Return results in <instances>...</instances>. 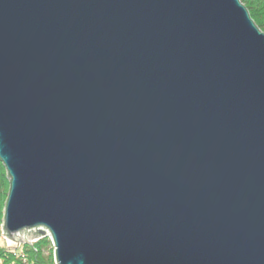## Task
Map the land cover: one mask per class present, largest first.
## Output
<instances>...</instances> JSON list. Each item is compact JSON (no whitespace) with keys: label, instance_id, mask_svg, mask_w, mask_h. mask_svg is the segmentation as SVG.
<instances>
[{"label":"water","instance_id":"water-1","mask_svg":"<svg viewBox=\"0 0 264 264\" xmlns=\"http://www.w3.org/2000/svg\"><path fill=\"white\" fill-rule=\"evenodd\" d=\"M8 248L56 264H264V33L241 0H0Z\"/></svg>","mask_w":264,"mask_h":264},{"label":"trees","instance_id":"trees-1","mask_svg":"<svg viewBox=\"0 0 264 264\" xmlns=\"http://www.w3.org/2000/svg\"><path fill=\"white\" fill-rule=\"evenodd\" d=\"M241 1L248 8L257 26L264 32V0ZM10 186L11 180L3 162L0 160V225L4 219V210L9 196ZM47 240H40V244L38 243L35 247L27 246L29 250L24 254V257L27 258V262H24L25 259L22 256L16 255L12 250L6 251L0 247V264H54L52 254L46 259L41 253L40 247L46 245L48 243Z\"/></svg>","mask_w":264,"mask_h":264},{"label":"rangeland","instance_id":"rangeland-1","mask_svg":"<svg viewBox=\"0 0 264 264\" xmlns=\"http://www.w3.org/2000/svg\"><path fill=\"white\" fill-rule=\"evenodd\" d=\"M2 224H3V222H2ZM2 224L0 225V247L2 249L6 250V251H11L12 250L16 255L22 256L25 259L24 262H27V258L24 257V254H26V251L29 250V248H27V246H32V247L34 246L35 247L39 243L40 240H38V239H37V241L33 240V241L30 242L31 244L20 243L19 248L10 249V248H8V242L9 241L2 235L3 234ZM42 239H46L47 240L48 237L43 236V237H41V240ZM49 240H47L48 243L46 245H44V246L42 245L43 247L42 246L40 247L41 248V253L44 256V258H46V259L48 258L49 255L52 254L53 255V260H54V247H53V244H52L51 240L50 241ZM54 264H56L55 260H54Z\"/></svg>","mask_w":264,"mask_h":264},{"label":"bare ground","instance_id":"bare-ground-1","mask_svg":"<svg viewBox=\"0 0 264 264\" xmlns=\"http://www.w3.org/2000/svg\"><path fill=\"white\" fill-rule=\"evenodd\" d=\"M242 2V1H241ZM248 9V8H247ZM249 11V10H248ZM250 13V12H249Z\"/></svg>","mask_w":264,"mask_h":264}]
</instances>
